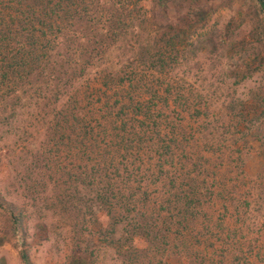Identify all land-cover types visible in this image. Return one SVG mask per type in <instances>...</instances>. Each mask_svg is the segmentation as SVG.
Segmentation results:
<instances>
[{
  "label": "rangeland",
  "instance_id": "374dc122",
  "mask_svg": "<svg viewBox=\"0 0 264 264\" xmlns=\"http://www.w3.org/2000/svg\"><path fill=\"white\" fill-rule=\"evenodd\" d=\"M251 5L252 0L138 2L141 41L168 47L167 61L174 65L149 76L158 89L150 99L158 109L152 124L174 133L168 136L174 151L161 159L155 131L141 143L133 123L113 121L134 111L129 100L120 109L131 88L101 89L92 81L95 68L77 79L72 97L62 99L65 107L78 100L98 130L104 148L91 156L39 121L40 91L22 87L20 102L8 103L13 122L0 130V194L13 212L0 207V264H26L22 248L32 264H69L75 254L81 264H126L116 254V241L125 239L127 222L112 240L108 218L91 202L99 186L76 179L98 158L127 195L146 198L151 221H172L176 230L160 232L153 243L139 242L147 249L135 264H264V44L250 36L259 24ZM196 6L209 11L206 19ZM257 55L263 61L258 71L241 77L236 68ZM62 102L52 105L51 117ZM129 134L134 138L124 140ZM128 158L135 162L125 169ZM189 190L198 197L186 213L173 199Z\"/></svg>",
  "mask_w": 264,
  "mask_h": 264
},
{
  "label": "trees",
  "instance_id": "16d2710c",
  "mask_svg": "<svg viewBox=\"0 0 264 264\" xmlns=\"http://www.w3.org/2000/svg\"><path fill=\"white\" fill-rule=\"evenodd\" d=\"M139 1L0 0V130L11 124L15 116L13 112H7L9 101L15 98L19 103L22 99V87L26 90L29 85V88L40 91L37 99L41 108L39 121L42 120L50 129L60 132L59 137L66 135L70 147L80 149L81 153L78 150L77 155L80 153L91 156L101 152L104 146L99 143V132L92 119L88 115H82L81 107L76 104L78 100L75 99V103L69 101L71 107H65L67 102H62L65 97H72L71 92H75L72 89L75 88L77 79L83 77L90 68H95L96 74L92 81L100 83L101 89L105 87L108 90L119 85L131 88L132 95L129 99L123 95L120 109L124 110L129 100L134 111L125 110L127 117L123 114L121 119L113 118V121L120 120L123 127L133 123L131 131L141 137V143L144 142L145 135L153 136L155 131L156 135L152 138L153 144L157 145L158 158L172 154L174 149L168 136L174 137V133L172 135L171 130L165 129L164 125L160 126V123L157 127L152 124L158 109L156 105L151 106L150 99L156 96L158 89L155 84H151L149 76L167 70L168 67L173 69L174 65L167 61L168 47L160 45L157 48L154 45L153 48L149 43L141 41L142 23L136 22L135 15ZM164 2L166 0H159V3ZM251 7L255 8L259 24L252 29L250 36L264 44V0H252ZM208 12L201 8L196 13L206 19ZM195 16L196 14L193 18ZM175 38V35L171 36L169 43L172 44ZM113 52L118 54L117 59L110 56ZM261 58L257 55L238 66L236 70L239 75L245 78L252 76L263 63ZM97 89L99 87L95 88ZM61 102L58 112L51 117L52 105ZM247 121L250 122L249 118ZM29 125H33L32 120ZM133 138L129 134L124 140ZM131 151L132 154L136 153L134 149ZM133 162L135 159L132 161L128 158L123 163L124 168L130 169V163ZM83 168L76 179L79 177L87 185L99 186L97 195L91 202L98 204L104 212L103 216L108 218L112 240H115L120 224L127 222L126 226H129L125 239L122 236L116 241L119 249L116 254L126 264L140 261V253L147 248L139 242L153 243L159 239L160 232H165L168 236L171 230V234H175L172 221L164 220L160 226L156 217L153 218L154 221L147 217L146 198L127 195L118 186L116 174L108 172L106 161L98 158L95 163L90 166L87 163ZM116 169L121 170L120 167ZM127 174V180L131 179L128 172ZM176 195L173 202L177 203L176 206L180 205L186 213L194 207L192 202L198 197L195 190ZM6 202L0 194V207L13 213ZM174 209L170 205L167 207V211L173 216L176 215ZM21 216L23 217L22 213L16 215L14 222H19L20 218L22 220ZM20 251L23 261L32 264L29 253L23 248ZM78 255H73L69 264H81V257Z\"/></svg>",
  "mask_w": 264,
  "mask_h": 264
}]
</instances>
